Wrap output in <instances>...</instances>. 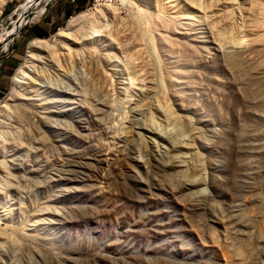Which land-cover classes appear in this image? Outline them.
<instances>
[{"label": "rangeland", "instance_id": "374dc122", "mask_svg": "<svg viewBox=\"0 0 264 264\" xmlns=\"http://www.w3.org/2000/svg\"><path fill=\"white\" fill-rule=\"evenodd\" d=\"M27 1L0 0V264H264V51L245 27L183 4L168 21L151 0H41L8 34ZM108 8L83 49L58 36ZM35 39L53 55L19 104Z\"/></svg>", "mask_w": 264, "mask_h": 264}, {"label": "bare ground", "instance_id": "6f19581e", "mask_svg": "<svg viewBox=\"0 0 264 264\" xmlns=\"http://www.w3.org/2000/svg\"><path fill=\"white\" fill-rule=\"evenodd\" d=\"M151 1H152V3H151ZM151 1H149V2L151 3V5L153 4V8L156 9L157 13H159L164 18L168 19V21H175V20L179 19V17H180L179 14H180L181 10L177 11L176 6L178 4H180V5L183 4V6L189 7V9H191L190 7H192V6L193 7L196 6L197 9L200 12H202V15H201L202 17H203V14H206L210 19H212L214 21H215V19L216 20L218 19V21H221V19H222L223 25L227 21L228 26H229V27L228 26L227 27L229 28V30L230 29L235 30L238 27L242 28L244 26L245 29L244 28H243L244 30L241 29V30H243V32L241 30L240 31L242 33H244V31L247 30L246 35L247 36L249 35V38H248L249 41H247V42H251L253 48L255 47L256 49H259L260 51H264V0H151ZM40 2H41V0H28L21 7V12H20V15L17 19L16 25H14L13 32H10L8 34L13 35L14 31H15L14 35L16 33L18 34V32H20V30L27 23L32 22L38 16H41L44 13L43 8L37 12L35 17L31 18L25 25H22L21 28H19V30H16L19 27L20 23H22V21H24V19H26V16L28 15L29 11L38 8L40 5ZM46 3H48V2H46ZM2 7H3V5H2ZM192 10H193V8H192ZM194 10H195V8H194ZM199 11H198V13H199ZM182 13L183 12L181 11V14ZM206 15H204V16H206ZM183 16H184V14H183ZM97 17H110V18H113L114 20L117 21V14H116L115 10L112 8H108L107 10L104 9L98 13H82V14L78 15L76 18H73L70 21V23L68 24L66 30L60 31L58 33V36L63 41H65L66 43H70L71 45H73V48L75 51L83 49V44L81 43V40H83V38L79 39L78 34L83 29V26H85V24L87 22H91V21L93 22V21H95V19ZM223 18L224 19L226 18V20L223 21ZM238 21L240 23L237 25ZM222 22H220V23L222 24ZM172 23H174V22H172ZM123 24H125V23H123ZM135 25H136V23H135ZM126 27L129 31V33L125 36L129 37V39L135 41L136 43H139L142 39V36L138 33H135L132 30V28H130L128 25ZM222 28H223V26H222ZM247 32H249L250 34H247ZM139 33H141V32L139 31ZM239 35L241 36V34H239ZM246 37H244L245 39L241 38V40L244 44H245L244 40H248V39H246ZM241 40L239 38V41H241ZM239 44H241V42ZM5 48H7V47H5ZM52 51H53L52 47L48 44L47 41H45L43 39H35L30 43V45H29L30 55L28 56V60L25 61V63L22 64L18 68L15 75L13 76V90H15V89L16 90H15V93L13 92L12 97L10 98V101L15 100L16 102H18L20 104V97L18 95H16L17 89H19L21 85L25 84V82H34L35 77L33 76V74L35 73L36 62H38L40 59V57H39L40 54H45V55L51 56V55H53ZM63 51L67 52L66 48L63 49ZM68 51L69 52H67V53H69L70 56L73 54L78 55L80 53V52L76 53L75 51H73L74 53L72 54V52L70 53L71 49ZM147 72H148V76H149V77H147L148 78L147 95L151 98L156 99L155 107H156V111H157L158 115L160 117H162L163 120L168 121L171 119L172 114H171V110H170L169 106H167V104H165L166 102L163 100H160L158 98V89H159V87H161L160 84H162V83L158 81V76L156 75V72H155V66L154 65L149 66L147 69ZM21 106L23 107V111L25 113H27V110L25 109L24 104H21ZM3 109H4V106L0 107V114L4 111ZM15 110H17V109H15ZM134 111L137 115V121L139 123H145L146 117H145L144 111L141 110L138 106L134 107ZM150 121H151V124L154 122V121L152 122L151 119H150Z\"/></svg>", "mask_w": 264, "mask_h": 264}, {"label": "crops", "instance_id": "0c3cea01", "mask_svg": "<svg viewBox=\"0 0 264 264\" xmlns=\"http://www.w3.org/2000/svg\"><path fill=\"white\" fill-rule=\"evenodd\" d=\"M71 13H72L71 11H68V13L65 14V16L72 15Z\"/></svg>", "mask_w": 264, "mask_h": 264}]
</instances>
